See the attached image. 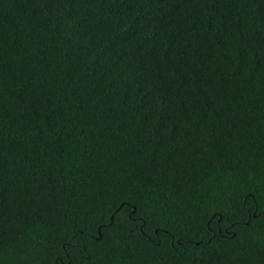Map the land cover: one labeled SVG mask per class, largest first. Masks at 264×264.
<instances>
[{
    "label": "trees",
    "instance_id": "16d2710c",
    "mask_svg": "<svg viewBox=\"0 0 264 264\" xmlns=\"http://www.w3.org/2000/svg\"><path fill=\"white\" fill-rule=\"evenodd\" d=\"M0 264H264V0H0Z\"/></svg>",
    "mask_w": 264,
    "mask_h": 264
}]
</instances>
